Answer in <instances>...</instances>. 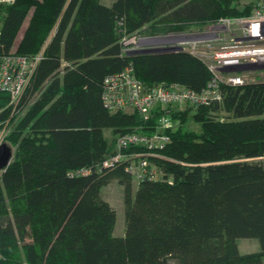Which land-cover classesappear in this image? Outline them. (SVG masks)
I'll use <instances>...</instances> for the list:
<instances>
[{
  "label": "trees",
  "instance_id": "trees-1",
  "mask_svg": "<svg viewBox=\"0 0 264 264\" xmlns=\"http://www.w3.org/2000/svg\"><path fill=\"white\" fill-rule=\"evenodd\" d=\"M255 2L242 9L239 0H16L0 7V52L42 51L21 113L12 117L11 161L0 170V264H264V80L221 84L220 101L170 110L174 126L163 148L127 150L148 152L162 179L137 180L128 161L101 167L119 135L151 132L163 113L158 107L144 119L107 109L106 75L131 65L145 88L164 82L194 91L211 78L188 52L126 54L120 39L247 15ZM9 101L0 91V121L10 115ZM187 119L200 124L199 133L184 129ZM82 168L88 172H76ZM112 181L124 210L118 236L115 210L102 197ZM239 238L257 239L260 249L241 252Z\"/></svg>",
  "mask_w": 264,
  "mask_h": 264
},
{
  "label": "built area",
  "instance_id": "built-area-1",
  "mask_svg": "<svg viewBox=\"0 0 264 264\" xmlns=\"http://www.w3.org/2000/svg\"><path fill=\"white\" fill-rule=\"evenodd\" d=\"M15 1L0 0V7ZM137 34L124 35L120 39L124 53L185 51L201 59L211 72L209 82L201 91L164 82L145 88L131 65L103 79L101 99L107 109L134 110L144 119L149 118L158 107L163 113L158 116L153 131L119 135L115 141V151L102 161L101 167L128 161L126 170L137 180H158L163 177L161 171L144 155L149 150L163 148L169 140L167 130L174 126L170 110L220 101L221 84L240 86L247 83L249 74L264 72V0H256L247 15L220 17L200 30L170 31L152 36ZM41 57L42 51L34 56L0 52V91L6 92L10 101L28 85ZM131 146H142L148 152L127 153ZM76 172L85 174L88 169L82 168Z\"/></svg>",
  "mask_w": 264,
  "mask_h": 264
},
{
  "label": "rangeland",
  "instance_id": "rangeland-1",
  "mask_svg": "<svg viewBox=\"0 0 264 264\" xmlns=\"http://www.w3.org/2000/svg\"><path fill=\"white\" fill-rule=\"evenodd\" d=\"M100 1L104 4H109V3H111L112 0H100ZM249 2H250V0H239V3L237 4L238 9H242L243 4L249 3ZM226 17L234 18V16H226ZM0 18H1V12H0ZM214 22H215V20L204 21L202 23H196V22L191 23V24L186 23V24L182 25L183 27L180 30H182V29H184L182 31L200 30L201 28H207L209 25H212ZM159 23L160 22L157 23L158 26L161 25ZM118 24H119V22H118ZM157 24H156V26H157ZM55 25L50 30V32L48 34V39L53 34L54 29H55ZM0 26H1V21H0ZM170 31L173 32V29H169L168 31H165V32L153 31V32H149L148 34H142V33H138V34L139 35L152 36V35H158L161 33H168ZM138 34L136 36H138ZM134 39L137 40V38H134ZM260 80H264V72L249 74L247 82L260 81ZM29 83H30V81H29ZM29 83H28V85H29ZM28 85L23 89V91L18 96L12 98L11 101H9L8 105L11 106L10 115H8V117L5 118L3 121H0V141H6L8 143V134L10 132V128L12 127L11 126L12 125L11 124L12 117L14 115L18 116L21 113V112H19L20 109L18 108L19 99L23 95V93L26 90V88L28 87ZM21 110H25V109H21ZM126 110H129V109H126ZM183 127L186 130H192L196 133L200 132V124L197 122H194L192 119H187L186 122L183 124ZM104 134L108 139H110L111 135H110L109 130H107V129L104 130ZM13 150H14V145L12 146V151ZM259 159H262V157ZM102 197L109 202V204L113 207V209L115 210V213H116V220H115V225H114V229H113V234L116 236L122 235L124 233V226H125L124 210H123V202H122V198H121L120 186L117 184L116 181L110 182L108 185H106L102 189ZM237 246L241 252H255V251H258L260 249L259 243H258L257 239H255V238H239L237 240ZM263 261H264V259H263Z\"/></svg>",
  "mask_w": 264,
  "mask_h": 264
},
{
  "label": "water",
  "instance_id": "water-1",
  "mask_svg": "<svg viewBox=\"0 0 264 264\" xmlns=\"http://www.w3.org/2000/svg\"><path fill=\"white\" fill-rule=\"evenodd\" d=\"M12 147L6 141H0V170H4L12 158Z\"/></svg>",
  "mask_w": 264,
  "mask_h": 264
}]
</instances>
